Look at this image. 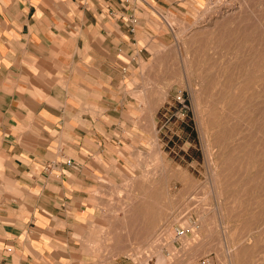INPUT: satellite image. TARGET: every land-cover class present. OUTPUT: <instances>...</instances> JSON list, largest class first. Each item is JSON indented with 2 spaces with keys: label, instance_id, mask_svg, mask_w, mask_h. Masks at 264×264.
Returning a JSON list of instances; mask_svg holds the SVG:
<instances>
[{
  "label": "rangeland",
  "instance_id": "374dc122",
  "mask_svg": "<svg viewBox=\"0 0 264 264\" xmlns=\"http://www.w3.org/2000/svg\"><path fill=\"white\" fill-rule=\"evenodd\" d=\"M226 5L240 9L216 18ZM154 18L100 248L128 264H264V0H180Z\"/></svg>",
  "mask_w": 264,
  "mask_h": 264
},
{
  "label": "crops",
  "instance_id": "0c3cea01",
  "mask_svg": "<svg viewBox=\"0 0 264 264\" xmlns=\"http://www.w3.org/2000/svg\"><path fill=\"white\" fill-rule=\"evenodd\" d=\"M179 1L0 0V264H128L100 248L105 198L154 14Z\"/></svg>",
  "mask_w": 264,
  "mask_h": 264
},
{
  "label": "bare ground",
  "instance_id": "6f19581e",
  "mask_svg": "<svg viewBox=\"0 0 264 264\" xmlns=\"http://www.w3.org/2000/svg\"><path fill=\"white\" fill-rule=\"evenodd\" d=\"M255 1V0H254ZM242 4V3H241ZM225 5V4H224ZM234 9H240V7L239 6H231V5H226L225 7H220L218 10H216L215 12H212V13H215V17L216 18H223L224 16H226V15H228L229 13H232L233 12V10ZM236 11V10H235ZM234 11V12H235ZM245 13V12H244ZM212 15H214V14H211V16ZM228 16H230V15H228ZM238 17V16H237ZM237 17H236V19H237ZM213 18H214V16H213ZM215 21V20H214ZM202 23V22H201ZM214 23V22H213ZM219 23V22H218ZM262 23V22H261ZM242 29V28H241ZM261 33V32H260ZM179 41V40H178ZM179 43V42H178ZM181 45V44H180ZM182 48V47H181ZM180 52V51H179ZM181 52H182V56H184V61H185V59L187 58V56L185 55V53H183L184 52V50L183 49H181ZM179 54H181V53H179ZM181 58V57H180ZM181 60V59H180ZM181 61H183V60H181ZM182 66V65H181ZM184 66H185V70H187L186 69V65H185V63H184ZM184 68V67H183ZM187 72V71H186ZM256 76V75H255ZM170 235L172 234V233H169ZM169 235V236H170ZM172 236H173V234H172ZM173 241V240H172ZM186 241V240H185ZM185 241H184V243H185ZM173 244V243H172ZM186 244V243H185ZM182 246V245H181ZM180 246V247H181ZM129 255V254H128ZM179 264H181V262L179 263Z\"/></svg>",
  "mask_w": 264,
  "mask_h": 264
},
{
  "label": "built area",
  "instance_id": "2783aa9c",
  "mask_svg": "<svg viewBox=\"0 0 264 264\" xmlns=\"http://www.w3.org/2000/svg\"><path fill=\"white\" fill-rule=\"evenodd\" d=\"M131 31H133V28H131ZM67 165H71V163L68 161ZM189 230L188 229H184L183 227H179L177 229H175V236L180 237L182 235H184L185 233H188ZM192 264H217L211 257L208 256H204L199 258L197 261H195Z\"/></svg>",
  "mask_w": 264,
  "mask_h": 264
}]
</instances>
